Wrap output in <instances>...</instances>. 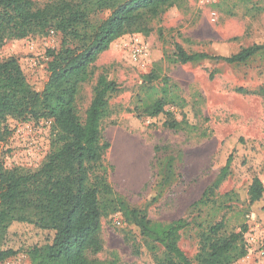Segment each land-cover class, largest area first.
Masks as SVG:
<instances>
[{"label":"rangeland","instance_id":"374dc122","mask_svg":"<svg viewBox=\"0 0 264 264\" xmlns=\"http://www.w3.org/2000/svg\"><path fill=\"white\" fill-rule=\"evenodd\" d=\"M34 1L42 5L48 0ZM151 26L150 33L123 35L101 53L94 76L84 84L78 99L80 114L84 115L102 73L120 86L110 100L111 114L102 131L110 143L105 160L114 166L109 180L132 206L146 209L153 221H193L182 231L180 240L191 259L199 245L196 221L223 220L227 231L244 230L248 253L233 264H264V208L249 207L252 181L258 177L264 183V93H253L264 91V52L241 64L210 59L183 64L176 60L178 45L187 52L230 56L244 47L264 43V0H181L156 17ZM60 43L61 35L53 33L10 40L0 50V60L16 57L30 83L42 90L49 75L47 51L59 48ZM137 47L145 49L141 55L145 66L134 59ZM153 69L169 76L178 87L196 130H171L161 126L156 117L134 110L135 94ZM240 87L249 93L238 92ZM169 108L182 119L181 110ZM12 126L13 134L2 143L3 164L38 168L50 150L51 121H12ZM156 146L167 149L156 153ZM124 148L129 149L126 157L120 154ZM179 152L182 158L175 160L174 179L164 185L163 159ZM229 156L233 157L230 173L216 196L222 207L211 217L206 207L199 212L194 203ZM128 158L131 172L123 162ZM120 217L112 214L102 219L103 250L96 257L123 264H153L154 252L140 231L124 222L118 224ZM13 230L19 232L8 244L19 251L1 264H30L21 246L25 232L32 235V231L25 226Z\"/></svg>","mask_w":264,"mask_h":264},{"label":"trees","instance_id":"16d2710c","mask_svg":"<svg viewBox=\"0 0 264 264\" xmlns=\"http://www.w3.org/2000/svg\"><path fill=\"white\" fill-rule=\"evenodd\" d=\"M180 1L48 0L39 5L34 0H0V50L10 40L52 32L61 35L59 48L47 51L49 75L42 90L30 83L16 57L0 60V264L18 253L8 243L19 232L13 229L22 226L32 231V235L25 232L21 246L30 264H123L96 257L103 250L102 219L117 213L124 223L140 231L154 252L153 264H233L247 255L244 230L227 231L223 220H205L196 221L199 245L191 259L180 240L193 221H153L146 209L132 206L115 190L109 180L114 166L105 160L110 143L102 135L104 121L111 114L110 100L120 91L115 80L100 74L85 114L79 111L80 92L93 78L100 54L123 35L150 33L152 21ZM105 12L109 14L102 16ZM260 52H264V43L230 56L187 52L178 45L176 60L183 64L207 59L241 64ZM237 91L249 93L242 87ZM134 103V110L156 117L165 128L196 130L185 111L186 99L171 78L157 69L145 75ZM169 107L181 110L182 119ZM31 120L51 121L49 152L36 169L6 167L1 148L13 134L12 121ZM166 149L156 146L155 152ZM177 158H182V152L169 153L163 159L164 185L174 179ZM232 161L229 156L194 203L199 212L206 207L212 217L222 207L217 191L229 176ZM263 199L264 183L256 177L249 188V207L264 208Z\"/></svg>","mask_w":264,"mask_h":264},{"label":"built area","instance_id":"2783aa9c","mask_svg":"<svg viewBox=\"0 0 264 264\" xmlns=\"http://www.w3.org/2000/svg\"><path fill=\"white\" fill-rule=\"evenodd\" d=\"M54 34V32H52ZM144 48H140V47H137V49L134 50L133 52V56H134V59L139 61L138 63L141 65V66H145V62H144V59H142L141 55L142 53L144 52ZM120 214H116L117 217H119ZM118 224H121L123 222V218H118L117 220ZM248 242H251V240H248ZM261 256H264V251H261ZM6 264H10V262H7Z\"/></svg>","mask_w":264,"mask_h":264},{"label":"bare ground","instance_id":"6f19581e","mask_svg":"<svg viewBox=\"0 0 264 264\" xmlns=\"http://www.w3.org/2000/svg\"><path fill=\"white\" fill-rule=\"evenodd\" d=\"M126 151H129V149H125V148L122 149L121 152H120V154H121V153H124V156L126 157V156H128V155H126ZM123 162L126 164L127 168L130 169L129 172H131L132 163H131V161L129 160V158L126 159V160L123 161Z\"/></svg>","mask_w":264,"mask_h":264}]
</instances>
